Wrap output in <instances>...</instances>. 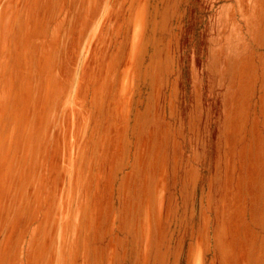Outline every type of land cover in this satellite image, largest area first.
<instances>
[{
	"label": "rangeland",
	"instance_id": "1",
	"mask_svg": "<svg viewBox=\"0 0 264 264\" xmlns=\"http://www.w3.org/2000/svg\"><path fill=\"white\" fill-rule=\"evenodd\" d=\"M0 264H264V0H0Z\"/></svg>",
	"mask_w": 264,
	"mask_h": 264
}]
</instances>
